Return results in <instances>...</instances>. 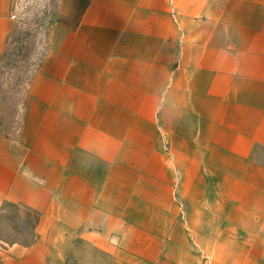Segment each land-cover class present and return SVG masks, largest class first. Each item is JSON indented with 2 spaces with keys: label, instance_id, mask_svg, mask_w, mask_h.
I'll return each instance as SVG.
<instances>
[{
  "label": "crops",
  "instance_id": "crops-1",
  "mask_svg": "<svg viewBox=\"0 0 264 264\" xmlns=\"http://www.w3.org/2000/svg\"><path fill=\"white\" fill-rule=\"evenodd\" d=\"M52 17L0 118V264H264V0Z\"/></svg>",
  "mask_w": 264,
  "mask_h": 264
},
{
  "label": "rangeland",
  "instance_id": "rangeland-1",
  "mask_svg": "<svg viewBox=\"0 0 264 264\" xmlns=\"http://www.w3.org/2000/svg\"><path fill=\"white\" fill-rule=\"evenodd\" d=\"M54 0H14L13 29L0 55V118L11 124L29 72L46 47L53 22ZM29 223L17 225L16 236L27 237Z\"/></svg>",
  "mask_w": 264,
  "mask_h": 264
}]
</instances>
